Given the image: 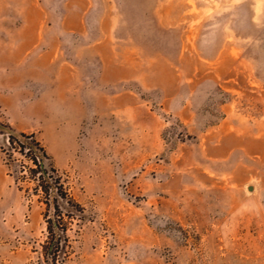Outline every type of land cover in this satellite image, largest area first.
<instances>
[{
	"label": "rangeland",
	"instance_id": "obj_1",
	"mask_svg": "<svg viewBox=\"0 0 264 264\" xmlns=\"http://www.w3.org/2000/svg\"><path fill=\"white\" fill-rule=\"evenodd\" d=\"M20 132L84 209L55 264H264V0H0V264H54Z\"/></svg>",
	"mask_w": 264,
	"mask_h": 264
},
{
	"label": "trees",
	"instance_id": "obj_2",
	"mask_svg": "<svg viewBox=\"0 0 264 264\" xmlns=\"http://www.w3.org/2000/svg\"><path fill=\"white\" fill-rule=\"evenodd\" d=\"M8 144L10 152H16L23 161H26V163L20 162L24 170L22 177L34 183L33 195L37 196L39 202L45 206L44 219L48 233L45 254L50 256L55 264L59 254L64 252L67 225L74 219H80L84 209L70 196L53 166L46 164L45 161L49 159L46 151L33 135L23 132L9 134ZM8 160L15 159L10 157L5 159L7 166ZM63 210H66V214ZM64 215L69 220L65 223H63Z\"/></svg>",
	"mask_w": 264,
	"mask_h": 264
}]
</instances>
